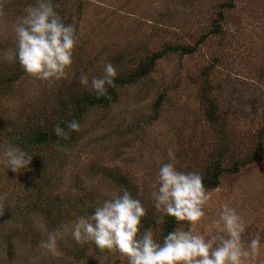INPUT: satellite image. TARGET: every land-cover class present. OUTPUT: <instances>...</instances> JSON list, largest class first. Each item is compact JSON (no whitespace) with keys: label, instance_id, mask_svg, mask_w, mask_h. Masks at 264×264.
Wrapping results in <instances>:
<instances>
[{"label":"rangeland","instance_id":"obj_1","mask_svg":"<svg viewBox=\"0 0 264 264\" xmlns=\"http://www.w3.org/2000/svg\"><path fill=\"white\" fill-rule=\"evenodd\" d=\"M31 3L0 0V143L33 156L20 173L0 164V264H127L78 244L64 225L126 187L157 240L186 228L175 221L167 230L168 216L157 222L152 185L168 162L204 178L219 168L195 231L213 235L228 204L247 222L244 240L264 238V0H55L79 43L68 78L51 84L7 60L13 24ZM108 62L118 73L113 100L92 102L98 96L80 75L101 77ZM73 119L79 132L67 129ZM57 124L69 139L54 134ZM39 128L53 136L32 144ZM49 232L62 237L59 255L38 247Z\"/></svg>","mask_w":264,"mask_h":264},{"label":"clouds","instance_id":"obj_2","mask_svg":"<svg viewBox=\"0 0 264 264\" xmlns=\"http://www.w3.org/2000/svg\"><path fill=\"white\" fill-rule=\"evenodd\" d=\"M58 7L55 0H34L28 4L12 27L16 51L7 56L8 62L18 61L31 77L49 84L68 78L79 43L76 26L64 22ZM103 73L90 80L82 72L79 82L98 97L105 96L118 73L111 62L104 65ZM66 123L71 131L79 132L82 128L75 119ZM54 134L69 139L68 131L59 124L54 127ZM167 155L169 161L176 160L174 146L168 148ZM32 160L33 156L21 147L5 145L4 139L0 143V164L12 172L28 170ZM152 187L153 206L162 214L157 222L164 223L165 216L178 223L187 222L186 228L171 231L162 242L155 238L151 228L143 227L147 209L126 187L121 188L122 194L104 199L93 208V213L80 215L64 225V231L70 232L78 244L93 243L102 253H119L127 264H255L264 249V238L258 231L250 241L244 240L247 222L234 207L222 205L218 218L212 221L213 235L194 230L206 218L205 207L210 199L200 173L182 172L173 162L163 163ZM4 210L0 198V216ZM58 238L62 237L57 232H49L38 247L59 255Z\"/></svg>","mask_w":264,"mask_h":264},{"label":"trees","instance_id":"obj_3","mask_svg":"<svg viewBox=\"0 0 264 264\" xmlns=\"http://www.w3.org/2000/svg\"><path fill=\"white\" fill-rule=\"evenodd\" d=\"M92 102H96V101H100V102H111L113 100V95H105V96H100L98 97V99H91ZM53 135L48 132V131H45L43 129H37V130H34L32 133H31V136L29 138V140L32 142V144H35L36 142H41V141H44L48 138H51ZM219 168L216 169V171L212 172L211 174L208 173L207 176L204 178V184H205V187L206 189L208 188H213V187H216L219 183ZM170 218V219H169ZM167 230L170 228H172L174 226V222L176 221L174 218L172 217H167Z\"/></svg>","mask_w":264,"mask_h":264}]
</instances>
